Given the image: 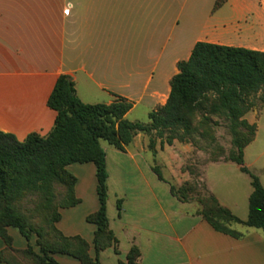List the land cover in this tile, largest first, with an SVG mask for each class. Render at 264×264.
Segmentation results:
<instances>
[{
	"label": "crops",
	"instance_id": "1",
	"mask_svg": "<svg viewBox=\"0 0 264 264\" xmlns=\"http://www.w3.org/2000/svg\"><path fill=\"white\" fill-rule=\"evenodd\" d=\"M202 14L201 0H0V132L19 142L29 134L45 137L55 119L47 100L60 75L72 80L84 104H110L115 97L132 103L128 120L166 103L176 65L196 43L264 52V0H215L210 14ZM257 132L243 150V163L264 189ZM164 141L155 132L136 133L124 151L102 147L108 227L117 243L98 253L99 263H124L136 247L139 264H264L261 230L236 224L240 236L218 232L199 214L195 198L171 194V187L190 178L182 172L187 160H200L201 152L189 143ZM210 166L212 178L204 172ZM66 170L75 178L79 203L59 210L55 227L85 240L95 258V226L86 222L98 208L95 168L86 163ZM195 176L203 184L201 198L210 196L246 220L252 188L238 165L210 162ZM54 259L79 264L68 256Z\"/></svg>",
	"mask_w": 264,
	"mask_h": 264
},
{
	"label": "trees",
	"instance_id": "2",
	"mask_svg": "<svg viewBox=\"0 0 264 264\" xmlns=\"http://www.w3.org/2000/svg\"><path fill=\"white\" fill-rule=\"evenodd\" d=\"M176 67L178 72L169 81L166 103L150 111L146 123L125 119L132 103L121 97H115L110 104L82 103L72 80L60 75L47 100L55 119L45 137L29 134L19 142L13 135L0 132V238L5 245L11 242L5 231L7 227L16 229L26 241L30 238L23 217L13 208L15 201L35 192L50 198L51 185L60 183L67 189L65 204L59 210L73 207L79 199L74 194L75 178L66 168L91 163L95 168L98 208L86 217V222L95 226L92 241L95 258L89 255L90 246L85 240L78 236L66 237L56 227L54 231L60 243L47 249L41 247V255L36 258L42 264H59L52 255H63L79 264H100L98 253L117 243L108 227L107 171L100 142L124 151L136 133L155 132L167 145L174 141L195 144L193 134L197 128L193 119L197 112L223 117L229 123L236 148L230 162L248 175L252 188L244 222L210 196L198 200L199 214L218 232L233 235L227 226L238 224L264 233V189L243 163V150L253 140L256 130L255 124H249L244 118L254 106L249 99L258 93L264 98V52L198 42L188 59L178 62ZM239 128L244 129L248 137H242L237 131ZM153 171L161 180L159 173ZM170 191L180 200H187L178 196L173 187ZM116 209L119 213L120 200L116 202ZM59 219L58 211L54 224ZM138 257L139 250L132 247L125 262L119 264H139Z\"/></svg>",
	"mask_w": 264,
	"mask_h": 264
},
{
	"label": "rangeland",
	"instance_id": "3",
	"mask_svg": "<svg viewBox=\"0 0 264 264\" xmlns=\"http://www.w3.org/2000/svg\"><path fill=\"white\" fill-rule=\"evenodd\" d=\"M215 0H201V13L203 16H208L211 12ZM192 30V28H191ZM196 34H190V42L195 39ZM254 103V106L248 111L247 119L255 123L258 132L256 134V147L262 150L264 145V98L258 93L256 96L249 99ZM137 109H140L139 107ZM129 121L140 123L147 122V116L140 112H135L128 117ZM193 125L197 128L193 134L195 144H191L195 150L201 152L200 160L189 158L182 168L183 174H187L190 178L183 182L179 187H173L176 194L180 197H193L197 201L201 200V191L203 184L195 174L203 172L206 164L210 162H230L234 156L236 148L233 145V134L229 129V123L220 116L206 115L197 112L193 119ZM242 137H248L247 132L239 128L237 129ZM101 146L108 148L109 146L101 141ZM213 167L205 169V173L212 178ZM182 187V188H181ZM67 187L60 183H53L50 188L51 197L47 198L42 193H29L21 199L13 203V208L23 217V220L30 233V238L26 241L20 237L18 231L14 228L7 227L6 234L11 238L9 245L2 243L0 258L8 264H42L36 256H40L41 247L47 249L49 246L57 245L59 240L56 238L55 224L53 222L54 215L59 211V208L65 204ZM235 224L227 226L228 232L235 236H240L242 233L235 231L232 227ZM53 257L55 255H52Z\"/></svg>",
	"mask_w": 264,
	"mask_h": 264
}]
</instances>
